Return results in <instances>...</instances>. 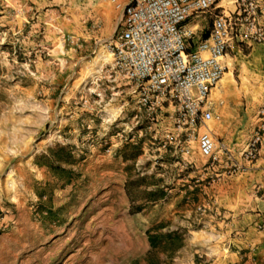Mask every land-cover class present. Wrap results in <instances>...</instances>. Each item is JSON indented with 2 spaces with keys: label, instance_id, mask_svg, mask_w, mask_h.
I'll return each mask as SVG.
<instances>
[{
  "label": "rangeland",
  "instance_id": "rangeland-1",
  "mask_svg": "<svg viewBox=\"0 0 264 264\" xmlns=\"http://www.w3.org/2000/svg\"><path fill=\"white\" fill-rule=\"evenodd\" d=\"M89 12L0 0V264H242L224 207L255 200L264 162L225 175L196 134L153 122L111 70L116 26L99 34ZM262 108L245 115L251 134ZM175 230L171 257L150 250L151 234Z\"/></svg>",
  "mask_w": 264,
  "mask_h": 264
},
{
  "label": "built area",
  "instance_id": "built-area-1",
  "mask_svg": "<svg viewBox=\"0 0 264 264\" xmlns=\"http://www.w3.org/2000/svg\"><path fill=\"white\" fill-rule=\"evenodd\" d=\"M112 1L121 8V17L110 47L111 70L131 84L153 122L166 114L176 135L196 134L199 155L209 165L221 166L228 176L245 171L258 158L264 121L232 153L208 127L214 117L210 94L226 71L223 59L232 41L264 44L258 1L232 0L235 9L216 13L207 35L197 40L184 24L217 9L219 0H128L123 6ZM259 113L264 115V108Z\"/></svg>",
  "mask_w": 264,
  "mask_h": 264
},
{
  "label": "crops",
  "instance_id": "crops-1",
  "mask_svg": "<svg viewBox=\"0 0 264 264\" xmlns=\"http://www.w3.org/2000/svg\"><path fill=\"white\" fill-rule=\"evenodd\" d=\"M116 1L123 6L128 0ZM257 1L260 5L258 21L264 26V0ZM84 3L91 7L92 12L88 15L93 19L99 34H109L117 27V9L121 11V8H117L112 0H84ZM216 6L217 9L192 16L184 27L200 34L201 38L205 32L208 33L216 13L235 9L230 0H220ZM223 60L227 68L210 94L214 119L208 122V127L214 137L240 149L252 132L245 121L246 113L255 111L258 105L264 103V44L235 39L227 48ZM222 80L228 83L227 89L221 88ZM263 141L264 136L256 160L259 162H264ZM254 172L251 175L262 182L257 189L259 195L254 194L255 200L249 202L247 207L242 206L243 203L224 207L225 215L231 218L230 227L233 226L238 235L232 241L238 250L232 251L228 259L240 262L242 258V264H264V165L256 167ZM233 179L231 183H235L236 190L245 182ZM248 210L251 212H246Z\"/></svg>",
  "mask_w": 264,
  "mask_h": 264
},
{
  "label": "trees",
  "instance_id": "trees-1",
  "mask_svg": "<svg viewBox=\"0 0 264 264\" xmlns=\"http://www.w3.org/2000/svg\"><path fill=\"white\" fill-rule=\"evenodd\" d=\"M207 35V32L203 34V37ZM150 250L154 251L157 248L166 254L167 257L171 255L182 246L183 234L179 230L169 231L159 234L150 235ZM166 264H170L165 260Z\"/></svg>",
  "mask_w": 264,
  "mask_h": 264
},
{
  "label": "bare ground",
  "instance_id": "bare-ground-1",
  "mask_svg": "<svg viewBox=\"0 0 264 264\" xmlns=\"http://www.w3.org/2000/svg\"><path fill=\"white\" fill-rule=\"evenodd\" d=\"M221 80V79H220ZM228 87V83L226 82V80H222V83H221V88L222 89H227ZM215 138V137H214Z\"/></svg>",
  "mask_w": 264,
  "mask_h": 264
}]
</instances>
